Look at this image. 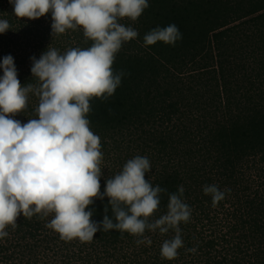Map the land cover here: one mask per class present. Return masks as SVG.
I'll return each instance as SVG.
<instances>
[{
	"label": "trees",
	"instance_id": "1",
	"mask_svg": "<svg viewBox=\"0 0 264 264\" xmlns=\"http://www.w3.org/2000/svg\"><path fill=\"white\" fill-rule=\"evenodd\" d=\"M148 4L135 22L119 21L138 37L116 54L113 71L124 75L113 96L92 98L86 118L103 154L113 156L103 168L101 193L106 179L136 156L150 161L145 179L165 190L150 222L166 214L169 195L183 186L192 212L180 224L178 256H161L171 230L146 231L150 245L117 230L97 231L91 242L65 241L46 226L52 215H21L0 239V264H264V0ZM0 19L10 24L0 34V61L13 58L21 86L37 83L32 58L48 47L64 54L92 44L79 28L52 35L50 13L18 19L9 0H0ZM170 24L182 34L175 45L144 46L145 34ZM37 108L29 93L26 109L12 118L27 123L38 118ZM211 184L226 193L216 206L203 192ZM107 204L105 197L86 209L94 222L102 221ZM108 215L114 219L110 206Z\"/></svg>",
	"mask_w": 264,
	"mask_h": 264
},
{
	"label": "clouds",
	"instance_id": "2",
	"mask_svg": "<svg viewBox=\"0 0 264 264\" xmlns=\"http://www.w3.org/2000/svg\"><path fill=\"white\" fill-rule=\"evenodd\" d=\"M18 19L36 20L51 14L53 34L82 29L90 47H74L60 54L48 47L39 59L32 58L31 74L36 84L21 86L13 58L0 61V239L6 228L17 227V219L34 215L52 219L46 225L62 240L91 242L97 231L117 230L137 237L136 244H151L145 232L165 235L162 258L171 261L183 247L180 224L191 218V208L183 199L184 188L168 197L167 212L151 220L159 210L165 191L145 179L151 170L146 156L129 159L122 171L107 178L103 193L100 137L86 118L90 100L113 96L124 73H114L116 54L122 45L138 37V32L119 21L135 22L149 7L148 0H9ZM10 24L0 19V34ZM182 39L178 27L170 24L145 34L144 46L163 42L175 45ZM29 93L38 98V118L21 123L12 116L27 107ZM230 191V190H228ZM213 206L225 198L216 184L203 187ZM100 223L86 209L95 200H104ZM109 206L113 218L108 215ZM195 252V249H188Z\"/></svg>",
	"mask_w": 264,
	"mask_h": 264
},
{
	"label": "rangeland",
	"instance_id": "3",
	"mask_svg": "<svg viewBox=\"0 0 264 264\" xmlns=\"http://www.w3.org/2000/svg\"><path fill=\"white\" fill-rule=\"evenodd\" d=\"M102 153H104V152H102ZM112 158H113L112 154H111V156H107L106 154H103V160L101 162L102 174H103V168L106 165L110 164Z\"/></svg>",
	"mask_w": 264,
	"mask_h": 264
}]
</instances>
